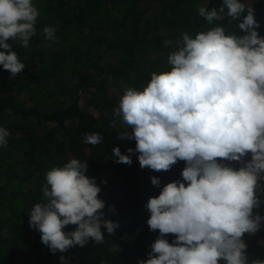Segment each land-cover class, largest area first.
Listing matches in <instances>:
<instances>
[{"label":"clouds","instance_id":"9594fccd","mask_svg":"<svg viewBox=\"0 0 264 264\" xmlns=\"http://www.w3.org/2000/svg\"><path fill=\"white\" fill-rule=\"evenodd\" d=\"M198 14L209 25L225 17L229 23L194 37L185 31L175 41L166 39V46H175L167 57L169 70L152 72L142 90L127 88L113 109L110 126H126L119 139L135 141V150L127 152L138 153L141 168L169 171L185 162L183 182L167 183L145 205L149 230L160 235L148 259L138 264H264L249 261L244 240L264 221L257 211L264 203V37L257 31L254 8L242 0H222L211 10L201 6ZM39 15L33 0H0V66L11 77L23 72L25 64L8 41L27 47ZM233 21H239L236 28L243 35L229 31ZM55 32L51 26L43 29L48 41H55ZM9 136L0 126V147ZM83 142L95 146L102 136L85 134ZM112 154L117 163H132L119 146ZM87 168V162L72 158L48 170L43 201L28 213L29 226L53 254L90 241L102 244L101 228L112 234L119 227L103 219L101 189L85 174ZM151 183L159 186L160 180L152 177ZM69 225L76 227L64 231ZM168 234L175 236L172 243ZM60 260L66 264L63 255Z\"/></svg>","mask_w":264,"mask_h":264},{"label":"trees","instance_id":"16d2710c","mask_svg":"<svg viewBox=\"0 0 264 264\" xmlns=\"http://www.w3.org/2000/svg\"><path fill=\"white\" fill-rule=\"evenodd\" d=\"M242 2L254 8L257 31L264 37V0ZM33 3L40 15L29 45L8 41L25 64L24 71L11 77L0 66V126L10 132L7 145L0 147V264H61L62 255L66 264H138L148 259L160 235L149 230L145 205L167 183L183 182L185 162L178 161L169 171L141 168L138 153L127 152L135 150V141L119 139L126 126L119 122L110 126L113 109L127 88L142 90L152 72L169 70L167 57L175 46H166V39L175 41L185 31L194 37L210 27L227 26V17L209 25L198 14L199 7L219 8L222 0ZM238 22L233 21L229 31L243 35L236 28ZM46 26L56 29L54 42L45 39ZM21 94L27 101L20 100ZM90 133H99L102 142L85 144L84 135ZM116 146L131 156L130 165L116 162L112 154ZM72 158L87 162L85 174L95 178L99 198L105 202L103 219L118 222L119 227L112 234L102 227V244L90 241L83 248L53 254L41 242L40 232L29 226L28 213L43 201L46 172ZM152 177L159 178V186L151 183ZM260 199L264 201V195ZM257 211L264 216V203ZM75 227L69 225L64 231ZM165 238L172 243L175 236ZM244 240L249 261L264 260V221Z\"/></svg>","mask_w":264,"mask_h":264},{"label":"rangeland","instance_id":"374dc122","mask_svg":"<svg viewBox=\"0 0 264 264\" xmlns=\"http://www.w3.org/2000/svg\"><path fill=\"white\" fill-rule=\"evenodd\" d=\"M26 99H27V97H26L25 94H21V95H20V100H21V101H27Z\"/></svg>","mask_w":264,"mask_h":264}]
</instances>
